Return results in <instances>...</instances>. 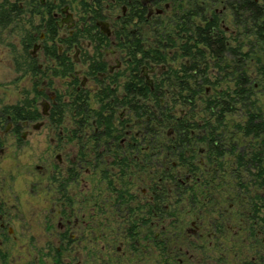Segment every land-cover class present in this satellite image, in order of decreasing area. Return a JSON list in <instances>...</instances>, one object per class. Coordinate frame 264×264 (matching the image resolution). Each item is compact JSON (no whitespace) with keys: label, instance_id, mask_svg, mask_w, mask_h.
<instances>
[{"label":"flooded vegetation","instance_id":"obj_1","mask_svg":"<svg viewBox=\"0 0 264 264\" xmlns=\"http://www.w3.org/2000/svg\"><path fill=\"white\" fill-rule=\"evenodd\" d=\"M10 1L21 10L0 12V31L13 26L10 55L34 90L0 103V264H263L264 204L256 214L232 154L245 110L223 112L217 141L215 87L177 88L198 50L219 91L251 46L255 76L239 0ZM208 35L225 41L219 57Z\"/></svg>","mask_w":264,"mask_h":264},{"label":"trees","instance_id":"obj_2","mask_svg":"<svg viewBox=\"0 0 264 264\" xmlns=\"http://www.w3.org/2000/svg\"><path fill=\"white\" fill-rule=\"evenodd\" d=\"M231 6L234 7L238 13L239 25L244 31L240 33L241 44L249 43L255 45L254 47V67L255 76H251V68L248 62L244 61V55L249 59L252 53V46L248 52H241V61L238 78L228 84L224 91H219L220 84L218 81H213L215 78H206V70L202 61V50L194 52L192 54L194 64L191 67H183V82L177 84V88L181 92H192L193 95L199 94L204 91V85L202 82H207L215 87V91L218 93L213 97H210L209 107L215 108L214 115L217 116L215 124L217 127H210L208 132L209 136L215 140L225 139V130L219 131L220 126L225 125L227 122L223 112L232 110V108L239 106L245 110L244 117L245 123L240 122L238 127L240 147L233 145L232 154H234L235 167L239 174L236 177L238 180V186L242 190H248L255 188L256 192L253 197V209L255 213H259V203L264 204V195L261 194L264 191V0H239V2H232ZM19 11L21 8L18 4L11 2L10 0H3L0 2V12L6 11ZM8 20H0V28L8 25ZM215 35H208L210 39L209 45L215 54L219 57L224 51V40H215ZM194 42L201 43L202 35L192 36ZM218 48L214 49V47ZM221 47V48H220ZM224 48V47H223ZM242 48V47H241ZM250 55V56H249ZM246 58V59H247ZM217 70H225L223 62L216 63ZM255 78V81H254ZM149 91V86L144 84ZM126 89L129 91L131 87L129 84ZM193 99H195L193 97ZM188 100V99H187ZM220 108V111L217 110ZM15 112L19 117H25L24 110L15 108ZM163 116V115H162ZM166 116V115H165ZM55 120H60V113L54 114ZM83 122L88 123L91 116L87 109H84ZM156 119L158 120L157 116ZM111 123V117L107 118ZM244 123V124H241ZM113 124V123H111ZM226 129V128H225ZM225 146V144H224ZM225 151V147H224ZM221 155V153H220ZM264 220V217H263ZM264 264V263H263Z\"/></svg>","mask_w":264,"mask_h":264},{"label":"rangeland","instance_id":"obj_3","mask_svg":"<svg viewBox=\"0 0 264 264\" xmlns=\"http://www.w3.org/2000/svg\"><path fill=\"white\" fill-rule=\"evenodd\" d=\"M3 0H0L2 2ZM260 2L262 0H259ZM13 26L8 27L7 29L0 31V103L3 104H17L19 103L23 98L26 97H32L33 96V90L34 85L29 77L27 75H23V71H17L14 66V62L12 61L11 57V49L12 45L9 44V41L14 39V36H11L10 29ZM246 43V42H245ZM247 44V43H246ZM41 84L39 83V86ZM40 101V100H39ZM45 132H43V135ZM40 143L37 144L36 141L33 142V146L35 150L38 146L41 148L45 144L46 137L45 135L43 137H40ZM48 140V139H47ZM34 141V140H32ZM35 156V154H33ZM22 159V160H21ZM21 161H24V158H21ZM36 160L33 158L32 165H34ZM17 163H14L13 160H10L6 158L2 162L3 167L8 166H16ZM29 163H22V165H28ZM17 170H19V166H16ZM34 170V167H33ZM35 171V170H34ZM17 188L24 189L25 187V181L24 178H17L16 181ZM28 186V185H27ZM26 186V187H27ZM18 228V225H16ZM35 233H40L41 229L39 227H35ZM18 256V255H17ZM228 259L230 260L229 264H235L243 262L242 257L236 258V262L234 263V258H231V255L228 256ZM228 261V260H227ZM26 262V259L22 257L21 262L18 264H24ZM229 262V261H228ZM241 264V263H240Z\"/></svg>","mask_w":264,"mask_h":264}]
</instances>
